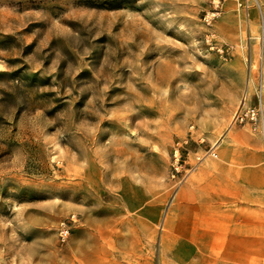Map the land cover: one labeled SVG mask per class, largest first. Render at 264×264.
<instances>
[{
  "label": "rangeland",
  "instance_id": "1",
  "mask_svg": "<svg viewBox=\"0 0 264 264\" xmlns=\"http://www.w3.org/2000/svg\"><path fill=\"white\" fill-rule=\"evenodd\" d=\"M262 21L264 0H0V264H105L108 188L177 183L173 144L231 128Z\"/></svg>",
  "mask_w": 264,
  "mask_h": 264
},
{
  "label": "crops",
  "instance_id": "2",
  "mask_svg": "<svg viewBox=\"0 0 264 264\" xmlns=\"http://www.w3.org/2000/svg\"><path fill=\"white\" fill-rule=\"evenodd\" d=\"M256 44L252 40L241 46L230 60L240 64L239 98L255 87L257 53L264 62V43L257 53ZM189 137L195 144L189 142L186 168L207 149L216 158L207 157L180 184L124 179L108 188L119 198L112 205L121 213L120 225L110 226L107 246L97 241L98 252H103L98 260L128 264L130 254L145 252V257L156 251L157 258L165 256L169 264L264 263V139L239 127L214 140Z\"/></svg>",
  "mask_w": 264,
  "mask_h": 264
},
{
  "label": "built area",
  "instance_id": "3",
  "mask_svg": "<svg viewBox=\"0 0 264 264\" xmlns=\"http://www.w3.org/2000/svg\"><path fill=\"white\" fill-rule=\"evenodd\" d=\"M239 8L247 9V4H237ZM260 45L264 43V21L261 24V35L258 36ZM256 84L251 94L244 91L240 98L238 108L231 117V127L247 128L252 134L264 139V104H262V92H264V62L261 54L258 55L255 66ZM189 139L176 141L171 149L170 178L178 184L184 181L185 177L207 157L216 158V154L207 149L194 157L195 164L192 168H186V161L189 155ZM68 232L67 227L62 231L63 235Z\"/></svg>",
  "mask_w": 264,
  "mask_h": 264
}]
</instances>
